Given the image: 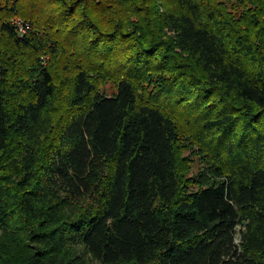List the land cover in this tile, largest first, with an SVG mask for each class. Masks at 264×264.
I'll use <instances>...</instances> for the list:
<instances>
[{
  "label": "trees",
  "instance_id": "obj_1",
  "mask_svg": "<svg viewBox=\"0 0 264 264\" xmlns=\"http://www.w3.org/2000/svg\"><path fill=\"white\" fill-rule=\"evenodd\" d=\"M78 246L264 264V0H0V264Z\"/></svg>",
  "mask_w": 264,
  "mask_h": 264
},
{
  "label": "rangeland",
  "instance_id": "obj_2",
  "mask_svg": "<svg viewBox=\"0 0 264 264\" xmlns=\"http://www.w3.org/2000/svg\"><path fill=\"white\" fill-rule=\"evenodd\" d=\"M240 228V227H239ZM238 228V229H239ZM239 240V235H237ZM75 256L82 259L83 264H103L100 260L94 258L89 252H87L82 246H78L77 248H73L71 251ZM152 264V263H151Z\"/></svg>",
  "mask_w": 264,
  "mask_h": 264
},
{
  "label": "built area",
  "instance_id": "obj_3",
  "mask_svg": "<svg viewBox=\"0 0 264 264\" xmlns=\"http://www.w3.org/2000/svg\"><path fill=\"white\" fill-rule=\"evenodd\" d=\"M14 22H16L18 25H19V27H20V29L22 30V31H26V28L28 27L27 25H25L19 18H15V20H14Z\"/></svg>",
  "mask_w": 264,
  "mask_h": 264
}]
</instances>
